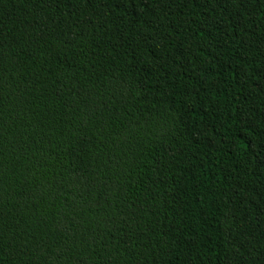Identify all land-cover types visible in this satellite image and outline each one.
I'll list each match as a JSON object with an SVG mask.
<instances>
[{"label":"trees","instance_id":"obj_1","mask_svg":"<svg viewBox=\"0 0 264 264\" xmlns=\"http://www.w3.org/2000/svg\"><path fill=\"white\" fill-rule=\"evenodd\" d=\"M0 264H264V0H0Z\"/></svg>","mask_w":264,"mask_h":264}]
</instances>
